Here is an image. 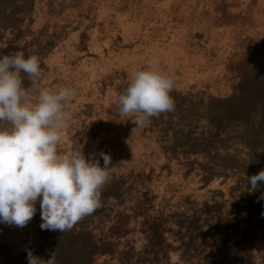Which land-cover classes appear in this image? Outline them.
Segmentation results:
<instances>
[{
  "label": "rangeland",
  "instance_id": "374dc122",
  "mask_svg": "<svg viewBox=\"0 0 264 264\" xmlns=\"http://www.w3.org/2000/svg\"><path fill=\"white\" fill-rule=\"evenodd\" d=\"M40 58L39 89H76L61 150L111 157L101 206L71 231L0 223V264H264V0H0V56ZM152 66L172 112L137 128L117 108ZM261 114L256 127L251 112ZM135 130L133 131V129ZM127 161V162H124Z\"/></svg>",
  "mask_w": 264,
  "mask_h": 264
},
{
  "label": "clouds",
  "instance_id": "9594fccd",
  "mask_svg": "<svg viewBox=\"0 0 264 264\" xmlns=\"http://www.w3.org/2000/svg\"><path fill=\"white\" fill-rule=\"evenodd\" d=\"M22 72L35 86L43 75L40 58H25L22 51L0 56V223L25 227L39 200L41 229L64 233L101 206L111 157L101 152V167L98 159L85 157L82 145L61 150L76 89L44 87L33 97L31 87H24ZM177 79L152 66L135 72L118 95L120 116L142 128L151 118L174 111L170 93ZM247 181L248 190L257 191L264 170ZM57 257V248L47 260L27 253L28 264H58Z\"/></svg>",
  "mask_w": 264,
  "mask_h": 264
},
{
  "label": "trees",
  "instance_id": "16d2710c",
  "mask_svg": "<svg viewBox=\"0 0 264 264\" xmlns=\"http://www.w3.org/2000/svg\"><path fill=\"white\" fill-rule=\"evenodd\" d=\"M253 117L255 118V120H253V122L255 123L256 127H259L261 124V114L260 113H256V112H251V118L253 119Z\"/></svg>",
  "mask_w": 264,
  "mask_h": 264
}]
</instances>
